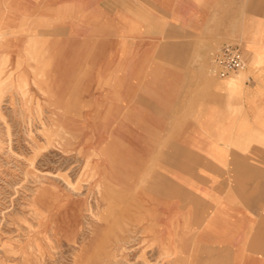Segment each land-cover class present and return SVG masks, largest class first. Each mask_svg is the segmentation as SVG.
I'll use <instances>...</instances> for the list:
<instances>
[{
	"label": "crops",
	"instance_id": "1",
	"mask_svg": "<svg viewBox=\"0 0 264 264\" xmlns=\"http://www.w3.org/2000/svg\"><path fill=\"white\" fill-rule=\"evenodd\" d=\"M7 21L45 23L52 55L54 24L67 25L70 85L113 75L114 139L128 149L114 178L150 183L176 261L264 264V0H0ZM224 43L239 46L242 79L207 70Z\"/></svg>",
	"mask_w": 264,
	"mask_h": 264
},
{
	"label": "rangeland",
	"instance_id": "2",
	"mask_svg": "<svg viewBox=\"0 0 264 264\" xmlns=\"http://www.w3.org/2000/svg\"><path fill=\"white\" fill-rule=\"evenodd\" d=\"M67 28L55 22L52 55L45 23L0 22V264H188L153 220L150 183L114 178L128 152L114 139V77L69 84Z\"/></svg>",
	"mask_w": 264,
	"mask_h": 264
},
{
	"label": "built area",
	"instance_id": "3",
	"mask_svg": "<svg viewBox=\"0 0 264 264\" xmlns=\"http://www.w3.org/2000/svg\"><path fill=\"white\" fill-rule=\"evenodd\" d=\"M243 68L244 60L236 43H224L211 53L208 70L216 77H228Z\"/></svg>",
	"mask_w": 264,
	"mask_h": 264
}]
</instances>
